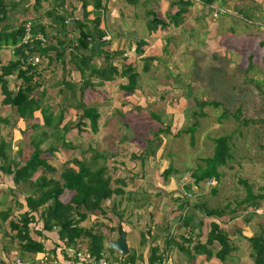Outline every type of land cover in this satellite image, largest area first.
<instances>
[{"label": "rangeland", "instance_id": "374dc122", "mask_svg": "<svg viewBox=\"0 0 264 264\" xmlns=\"http://www.w3.org/2000/svg\"><path fill=\"white\" fill-rule=\"evenodd\" d=\"M193 2L199 3L197 0ZM227 2L230 6L226 9L239 15L226 16L221 10L211 22L193 21L192 26L197 32H187L178 39L162 42L154 54V59L159 60L157 65L150 61L147 71L142 68V63L141 67L137 65L135 69L140 76L138 91L134 95L123 94L117 84V88L111 90L113 99L98 90L93 91L96 98L81 99L88 107L93 105L98 109L100 106L101 133L92 134L83 128L81 131L74 128L69 134L61 128L56 132L53 128L48 129L45 123L44 126H40L42 122L37 125L34 119H28L25 125L13 108L0 103V117L9 122H0V134L9 145V162L25 164L34 150L31 141L48 137L42 149L43 158L57 169L52 177L59 179L67 163L75 160H84L96 168L106 166L117 182L115 188L135 186L144 191L147 186V190L153 189L157 193L156 209L166 218L171 217L169 223L165 222L168 224L166 230L173 227L170 223L177 226L176 231L169 232L176 236L170 243L179 238V244L183 242V247L190 250L199 242L206 243V234L214 222L228 234L236 248L227 259L230 262L224 264H252L248 239L254 234L264 235V201H256L257 206L252 207H246L243 201L247 196L245 183L257 195L264 191V0H221L220 3L225 7ZM51 81L61 83L57 77ZM60 83L54 87L51 99L56 101L65 95L77 101L78 92H64ZM94 100V104L89 103ZM122 101L132 105L124 108L127 104L121 105ZM204 102H217L219 106L202 107ZM54 107L58 108L57 104ZM64 108L65 104L59 106V113L53 116V121L56 122ZM225 114L227 118L223 117ZM34 125L38 128L34 129ZM192 127L195 129L193 145L191 134L187 132ZM159 129L164 132H158ZM223 136L231 139V160L219 169L220 181L207 180L196 185L193 173L204 166L203 159L213 156L214 140ZM64 141L67 146L63 145ZM170 166L173 173L165 181L163 175ZM145 178L150 182H139ZM127 179L131 182L129 185L120 183ZM14 188L11 177L0 174V213L9 210L12 214L5 227L0 222L2 230L4 228L7 232L10 221L19 220L28 209L25 195H22L28 187H21L16 193L11 192ZM144 194L139 193V199L135 200L149 207L150 199ZM67 196L68 193L64 198ZM202 205L209 209H224L226 215L219 219L209 218L203 207H195ZM130 212L129 218L132 219L134 208ZM191 214L193 219L188 224ZM149 228L148 225V236L152 232L148 231ZM156 231L153 228V232ZM210 249L213 257L208 260H215L211 264H223L214 257L220 249L219 244L215 243ZM128 255L132 256V253ZM195 255H189L188 262L196 264Z\"/></svg>", "mask_w": 264, "mask_h": 264}, {"label": "crops", "instance_id": "0c3cea01", "mask_svg": "<svg viewBox=\"0 0 264 264\" xmlns=\"http://www.w3.org/2000/svg\"><path fill=\"white\" fill-rule=\"evenodd\" d=\"M181 1L190 3L191 6L184 7L180 4ZM197 1L199 3H194L193 0H100L101 5L98 6L96 0H44L40 7H35V0H7L8 3H16V8L10 14L9 18L11 24L15 27L21 23H25V25L26 23L44 25L47 28V36L45 37L42 35L46 39L45 46L59 48L60 51L63 49L66 50L65 60H58L55 51L49 52V58L39 53L30 55L29 57L30 59L36 57L40 59V63L35 66V72H37L35 81L38 82L40 86L34 94V98L39 102V109L34 113L33 117L34 123L40 125V122H42L40 126H44V114H49L51 108L54 115L59 113L58 110L61 104H65L63 111L64 121L60 126L61 129H63L68 122L75 123L78 119L80 112L75 108L77 103L76 99L71 100L72 98H68L65 95L61 96L60 99L56 101L51 99L54 87L60 83L51 81L53 77H57V80L60 78V84H62L60 88H62L64 92L71 91L68 85H73V87L76 86L77 89L80 90L83 87L84 81L90 79L94 87L85 90L81 96L80 92H78L79 99L83 98V100H89L91 96H95L96 98L97 94L93 91L97 90L101 92L102 95H106L108 99H113L111 90L117 88V84L118 87H120L128 83L127 79L116 77L114 81L105 82L103 86H98L100 79L97 77L91 78L88 68H84V76L81 74L79 70L81 66L80 59L91 58L90 65L95 66L97 69L105 68L109 61L108 58H111L112 64L120 71L124 66H133L136 68L137 65L139 67L143 65L142 68L144 71H147L146 69L149 70L147 64H149L151 59H154V57L156 58L154 54L158 50V47L162 46L163 41L178 39L179 35L187 34V32H189L188 34H192V32L196 31V27L192 26L193 21L197 23L198 20L201 19L211 22V19L218 16L216 14L217 11L230 13V11L226 9V6H230L228 2L224 7L220 3L221 0L220 2L216 0L213 5L209 6L205 5L202 0ZM84 5L86 6V12ZM183 9L185 10V14L181 19H177L175 17L176 14ZM198 9L199 12H197ZM198 13L202 15H196ZM60 17L66 18V22L69 23L66 28L67 36L63 34V36H58L57 32L62 28L59 24L62 21ZM158 20L163 21L165 26L159 25L157 28L153 29L151 25ZM78 23L84 24L88 31L93 32V41L96 44L100 42V39L105 37L110 38V40L104 42L106 46L102 48L103 52L98 54L99 56H92V44H90L87 49H80L78 47L76 41L78 37L77 34L79 33ZM60 41L63 44V48L59 46ZM14 48L15 47H6L5 50L0 49V53H2V57L0 56V74L2 66L17 60V57L13 54ZM133 49L136 51H132ZM174 52L175 51L172 53ZM125 54H128V56L125 57ZM74 57L77 58L75 59ZM2 59H4V61H2ZM158 62V59H154V61H151V64L157 65ZM140 63H142V65H140ZM150 68H152V66ZM137 72L139 73V71ZM65 83H67V86ZM21 84L22 81L17 79V74L9 78V87L11 90H14V92L18 90ZM122 92L123 94L126 93V95L129 94L124 91ZM110 94L111 96L109 97ZM0 96V103L3 105L4 96L1 88ZM94 102L95 100L93 103H89L94 104ZM56 104L58 108L54 107ZM123 104H127L124 108H128L129 105H132L128 101H122L121 105ZM100 105L104 106V104ZM91 106L93 107V105ZM97 110L99 113L101 112L99 111L100 106ZM119 110H122V108H119ZM100 114L102 117V113ZM19 120L23 121L26 125L27 120L20 118ZM83 129L92 132L89 124L83 127ZM72 130H74V128ZM71 131L69 133H71ZM98 133H101L100 122ZM139 182L149 183L150 179L145 178V180ZM125 183L129 185L131 182L127 179ZM11 185L12 188H14L12 182ZM120 190H123L124 193L121 192L118 196L115 195L111 201L104 204V214L103 212L90 214L88 219L81 223V227L92 230L95 234H99L104 238L103 253L109 255L113 260H117L121 257L120 253L116 250H112L109 244L118 240L119 228L123 227L127 233L129 253L135 255L136 262L149 264L151 249L157 248L159 251L158 255L161 256V259H165L167 264H191V262H188L187 258H189V255H195V253L192 252L189 254L188 250L183 248V242L179 244V238L176 239L175 243L169 242L174 240L173 238H176V236L169 232L176 231L177 226L170 223L173 227H169L170 230H166L168 224L165 225V222L168 221L169 223L171 217L168 215L166 218V216L162 215V213L160 214L158 209H156L154 200L156 199L157 201V193L153 189L147 190V186L144 187V191H148L145 194L143 188L136 189L135 186L120 188ZM139 193H143L150 199V202H148L149 207L136 202L135 199H139ZM108 206L111 207L108 209ZM142 207L148 210L146 211L144 208L141 209ZM132 208H134L135 214L131 219L129 217L131 216L130 210ZM154 209L156 211H154ZM155 212L156 215H154ZM191 217H193V214H191L190 218ZM151 221H153V224H151ZM8 222L3 223L4 227ZM37 222L38 224H32L34 226L31 227V236L34 240L44 245L45 252L38 254L24 252L21 249L20 240L16 238L17 232L12 231L11 228L9 232L4 228L2 230V226L0 225V264H18V262L19 264H84L73 259H68L64 249L70 247H68L65 242L59 240L58 232L44 231L43 222L39 221V218H37ZM148 225L150 226L148 231L152 230L149 234L150 236L146 233ZM163 226L165 227L162 228ZM153 228H156L157 231L153 232ZM34 231L41 232L42 236H37ZM14 233L15 235L11 236ZM181 233L179 232V234ZM131 236H133L132 242L130 240ZM167 243L169 244L167 245ZM89 246V240L82 238L71 248L89 249ZM211 247L208 248L210 249ZM194 257L197 259L196 264H208V262L211 264L215 262L213 259L209 261L206 255H195ZM227 259L224 262H226ZM224 262L222 263L224 264ZM228 262L230 261H227V263Z\"/></svg>", "mask_w": 264, "mask_h": 264}, {"label": "trees", "instance_id": "16d2710c", "mask_svg": "<svg viewBox=\"0 0 264 264\" xmlns=\"http://www.w3.org/2000/svg\"><path fill=\"white\" fill-rule=\"evenodd\" d=\"M42 1L44 0H35V7H40ZM96 1L98 6H100V0ZM202 1L207 6L213 5L216 2V0ZM180 4L184 7L191 6L190 3H184L182 1ZM15 8L16 3H8L7 0H0V24L2 25L0 31V49H2V47H15L19 45V47L16 48L15 55L17 60L11 61L8 65L1 67L0 88L4 96L3 105L13 108L20 119L28 120L33 119L34 113L39 109V102L34 98V94L40 85L35 81V76L37 75V72H35L36 67L29 65L26 70L22 69V62L24 61L25 63V61L28 59L26 53H29L30 55L39 53L41 55H46L49 58V52L55 51L58 60H65L66 50L63 49L60 51L59 48L42 46V43L39 41H36L34 45L21 44L25 36V23H21L20 25L18 24L16 25L17 27H15L9 22L10 14ZM84 9L86 12L85 5ZM184 14L185 10L183 9L180 10L175 17L177 19H181ZM228 14L232 15L233 17L239 15L238 12L226 13V16H228ZM60 20H62L59 23L62 28L59 30V32H57L58 36H67L66 28L68 27L69 23L66 22V18L64 17H60ZM159 25L164 27L165 23L158 20L155 21L151 27L155 29ZM78 26L79 33L77 34L78 37L76 39L78 47L80 49H87L89 45L92 44V56H99L96 51V43L93 41V32L88 31L84 24L78 23ZM32 27L33 35L41 34L45 37L47 36L46 26L41 24H33ZM100 41H102V39H100ZM59 46L63 48L61 41L59 42ZM74 58L76 59L77 57ZM108 60V64L105 68L97 69L95 66L90 65L91 58L80 59L81 66L79 67V70L84 76V68H88L90 71L89 76L91 78L97 77L100 79L98 86H103L105 82L114 81L116 77L127 79L128 83L126 85H121L120 89L129 94H135V92L138 90V79L140 76L137 70L133 66H124L120 71L112 64L111 58H108ZM150 61H154V59H151ZM15 74H17V79L22 81L21 86L16 92L11 90L9 87V78ZM65 85L67 86V83H65ZM68 86H70V89L73 93L80 92V96L85 91V89L94 87L90 79L84 81L83 87L80 90H78L76 86ZM77 101L78 103L76 104L75 108L80 112L78 116V122L71 124L67 123L62 130L65 131V133H69L73 128H77L79 131H81V128L86 127L89 124L93 134H97L99 132V120L101 118V114L96 108L86 106L83 101L79 99V95H77ZM201 104L202 107L209 105L219 106V103L217 102H204ZM61 113L62 114H59V117L55 122L53 121L54 114L51 108L49 114H44L45 126L48 128H53L56 130V132H58L64 121L63 111ZM152 117L154 118V115ZM223 117L227 118V115L225 114ZM236 119L239 120V117L236 116ZM0 122L9 124L6 119L4 120L2 118H0ZM36 126L37 125H34L33 128H38ZM158 132H164V130L159 129ZM187 132L191 134V144L193 145L195 143V137L192 135L195 132L194 127L189 128ZM46 140H48V137H37V139L34 138L31 141V145L34 150L25 164L21 165L20 163L14 161L9 162L7 155V149L9 148V145L4 137L2 138L0 134L1 175L5 174L11 177V182L15 187V190L11 192L16 193L17 189L24 186L28 187V190L22 193V195H25V205L28 209L20 215L19 220L10 221V228L12 231L17 232L16 238L20 240L21 249L24 252L35 254L45 252L44 245L34 240V238L31 236V225L37 224V218H39V221L43 222V230L47 232H58L59 240L65 242L68 247L71 248L72 246L76 245L80 239L86 238L90 243V251L93 254L101 255L104 251V238L99 234H95L92 230L81 227V223L85 222L90 214L103 212L104 204L108 201H111L115 195L118 196L123 191L114 187V184L117 182L115 183V181L112 179L106 166L96 168L91 164H87V162L84 160H75L73 162L67 163L65 169L63 172H61L59 179L52 177V175L57 172V169L50 165L47 159L43 158L44 151L42 149V145ZM230 140L231 139L229 136H223L214 140L215 150L213 156L203 159L204 166L200 167L197 172L193 173V178L196 185H199L200 183L207 180H215L216 182L220 181L222 175L219 172V169L226 166L229 160H231ZM63 145L67 146V141H64ZM152 153L154 154V151ZM38 173L40 175L35 177ZM172 173L173 168L170 166L164 172V180L168 181ZM120 183H125V181H121ZM245 186L247 196L243 203L246 204V207H252L255 205L257 206V204H255L256 201H264V191L263 193L257 195L247 183H245ZM67 193L68 196L70 194L71 195L64 198L65 194ZM195 207L197 209H201L203 205L200 207ZM203 212L207 217H215L216 219L226 215L224 209H209L207 206L203 207ZM104 213L105 211L103 214ZM11 216L12 214L9 210L1 212V223L8 222ZM192 218L193 217H189L187 219L188 224L192 221ZM34 232L37 236H42L41 232ZM206 236V243L203 244L199 242L195 244L192 250L186 248L189 254L193 252L196 255H206L208 258H211L213 257V253L208 247L218 243L220 250L215 254V257L224 262L236 249L231 244V239L228 234H226L224 230H221L217 223H211V230L208 232V234H206ZM248 241L252 248V264H264V235L254 234L248 239ZM168 244L169 243H167V245ZM158 252L159 251L157 248L151 249L149 264H157L158 262L162 261L161 256L158 255ZM124 259L135 264L138 263L136 262L135 255H128L127 257L124 256Z\"/></svg>", "mask_w": 264, "mask_h": 264}, {"label": "built area", "instance_id": "2783aa9c", "mask_svg": "<svg viewBox=\"0 0 264 264\" xmlns=\"http://www.w3.org/2000/svg\"><path fill=\"white\" fill-rule=\"evenodd\" d=\"M33 27L31 23H27L25 25V36L21 42V44L24 45H28V44H34L36 41H39L40 43H42V46H45L46 44V39L42 36V35H38L35 36L33 35ZM110 40L109 37H105L102 39V42H106ZM19 47L15 46L13 54L16 55V48ZM132 51H136L135 49H133ZM26 55L28 56V59L22 62L23 63V70H26L27 67L29 65L35 67L36 65H38L40 63V59L38 57L34 58V59H30V54L26 53ZM128 54H125V57H127ZM211 181V180H209ZM66 256L68 257V259H73L76 260L78 262L84 263V264H135L131 261H128L126 259H124V256H121L119 259L117 260H110L108 255L105 253H102L101 255H96L93 254L90 249H74V248H65L64 249ZM19 264V262H18ZM157 264H167V261L164 259H162L161 262H158Z\"/></svg>", "mask_w": 264, "mask_h": 264}, {"label": "water", "instance_id": "95a60500", "mask_svg": "<svg viewBox=\"0 0 264 264\" xmlns=\"http://www.w3.org/2000/svg\"><path fill=\"white\" fill-rule=\"evenodd\" d=\"M106 44L102 41L96 44V50L98 54H101L102 48L105 47ZM110 248L116 250L120 253L121 256H127L129 254V247L127 244V233L123 229V227L119 228V238L117 241L109 244Z\"/></svg>", "mask_w": 264, "mask_h": 264}]
</instances>
